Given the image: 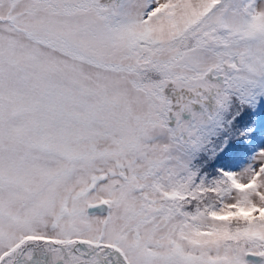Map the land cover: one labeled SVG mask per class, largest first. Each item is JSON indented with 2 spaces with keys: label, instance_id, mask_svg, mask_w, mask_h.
<instances>
[{
  "label": "snow or ice",
  "instance_id": "6c2138e0",
  "mask_svg": "<svg viewBox=\"0 0 264 264\" xmlns=\"http://www.w3.org/2000/svg\"><path fill=\"white\" fill-rule=\"evenodd\" d=\"M0 264H264V0H0Z\"/></svg>",
  "mask_w": 264,
  "mask_h": 264
},
{
  "label": "trees",
  "instance_id": "16d2710c",
  "mask_svg": "<svg viewBox=\"0 0 264 264\" xmlns=\"http://www.w3.org/2000/svg\"><path fill=\"white\" fill-rule=\"evenodd\" d=\"M237 164H239V161H236V162H235V166H237Z\"/></svg>",
  "mask_w": 264,
  "mask_h": 264
},
{
  "label": "rangeland",
  "instance_id": "374dc122",
  "mask_svg": "<svg viewBox=\"0 0 264 264\" xmlns=\"http://www.w3.org/2000/svg\"><path fill=\"white\" fill-rule=\"evenodd\" d=\"M239 166V164H237V166L236 167H238Z\"/></svg>",
  "mask_w": 264,
  "mask_h": 264
}]
</instances>
